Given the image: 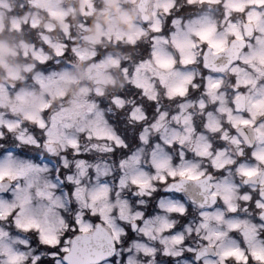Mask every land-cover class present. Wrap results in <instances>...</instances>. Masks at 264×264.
Masks as SVG:
<instances>
[{"label":"flooded vegetation","instance_id":"flooded-vegetation-1","mask_svg":"<svg viewBox=\"0 0 264 264\" xmlns=\"http://www.w3.org/2000/svg\"><path fill=\"white\" fill-rule=\"evenodd\" d=\"M118 3L120 10H117L115 16L110 13L113 11L108 10V23L101 22V32L106 36L105 44L103 46L94 45V51L96 55L99 53L98 56L102 64L104 63L103 69L106 71V74L101 75V92L99 94L93 92L86 97L89 104L93 106L91 111L88 107L79 110L86 114H93L98 110L102 115L103 123L110 127V133L115 140L88 139L85 138L84 131L77 132L78 130L69 128V134L78 138L80 145V156L70 157V159L74 163L81 159L86 161L84 177L91 174V168L99 170L97 163H101L106 166L105 171L100 172L102 176L109 175L115 179L121 176L123 166L131 161L135 162V171L138 173L142 171L148 176L155 174L153 164L162 159H167L170 166L175 169L194 166L198 171H203L205 176L210 175L213 178L202 185L206 202L211 203V191L222 188L230 189L229 195L232 197V203L238 207V211L225 213L224 219L251 223L259 232L258 238L264 240V221L258 219V211L254 204V200L264 193V165L259 166L260 175L251 181H246L240 175L241 168H257V161L252 158L253 151L257 154H264L261 151L264 150V142L258 139L264 135V130L240 123L242 119L248 118L247 101L264 97V75H261L264 73V65L259 62L261 58H264V46L257 43L258 40H264V7L255 6L253 0H214V2L192 0L191 4L188 0H149L145 6L146 21L142 22L136 8L137 2H130L126 5L124 0H119ZM166 3L173 5L170 8V16L165 15L162 10ZM103 7L102 3L101 8ZM126 8L132 9L136 15L131 32H125L121 28V24L127 22L129 18L128 12L123 11ZM114 19L121 30L110 33L109 26L110 23L113 24ZM152 26L163 27L164 32L153 33ZM207 26L213 27L215 38L227 41L228 48L231 50L230 63L222 71L208 70L204 67L205 46L203 45H198L195 49L185 47L184 56L195 60L188 66H181L177 62L174 69L168 70L160 69L152 62L140 67L142 61H151L153 51H162L164 54L161 55V59L174 57L179 61L181 55L173 41L183 44L192 29ZM249 30H254L251 39L247 35ZM233 31L244 35L246 44L242 49L239 40L233 43ZM154 36L156 37L155 43L153 42ZM165 39L167 43L164 42ZM192 40L194 41L195 37H192ZM211 51L209 49L207 53ZM253 54H255L254 58L249 60L248 58ZM109 58L116 60L117 71L123 77V83L118 86L115 93L105 87L115 75L110 74L109 68H106ZM245 60L248 62L242 63ZM233 62L239 65V68H235ZM214 65L221 67L225 64L217 59ZM166 71L173 72V74L169 75ZM151 72H155L156 75ZM174 76L177 77L174 79ZM185 80L189 81L185 84L186 95L172 96L169 89ZM244 81L249 82L246 88L237 87L238 83ZM209 82H219L220 87L210 91L206 86ZM238 92L243 95L239 107L234 102ZM114 99L119 103H114ZM58 104L61 105V102ZM73 117L75 118V115ZM116 141L127 143L128 147L115 152L109 151L108 149L115 148ZM29 150L35 152L36 149L30 148ZM36 151L42 162L54 159L52 164L59 167L60 162L55 156H49L47 152ZM202 151H206L207 155L197 154ZM122 160L123 165H121ZM109 164L114 166L110 170H108ZM220 165L223 167L217 171L216 166ZM78 171V169L68 170L74 175ZM62 172L67 174V172ZM86 182V179L82 177L81 184H86ZM153 185L156 191L151 192L150 201L153 202L154 211L158 210L157 202L159 203L161 196L171 197L179 205L187 208L184 216L178 213L168 216L171 221L174 220L173 230H179L189 223L192 226L197 224L193 226V230L187 232L183 242L184 246L195 245L193 251L182 249L178 256L162 253L155 259L160 264H213V262L219 264L214 254L218 249L214 247H211V250L205 248L207 255L194 260L196 249L206 247L209 242L203 241V238H197V242L193 243L189 238L196 233L194 230L196 227H198L199 236L207 235V231L200 227L202 222L200 213L224 211V205L219 197L212 207H207V205L202 207L203 204L189 202L183 192L165 193V185L157 181H153ZM208 185H211L210 190ZM10 190L11 188L6 193L0 194V197H8ZM64 192L65 188L55 189L56 195L61 197L67 205L68 201L64 197ZM244 195H251L253 201L245 202L242 199ZM139 209L138 204L133 206V212ZM65 211L71 214L70 207H67ZM207 223L210 230L224 232L223 222L217 223L209 219ZM4 227L11 239L0 240V245L4 242L13 243L17 236L21 240L31 239L26 233H17L10 226ZM121 238H124L122 241L126 243L130 237L121 236ZM234 242L239 243L241 247L244 246V239L239 232H228L226 238L216 243L220 247L231 248ZM14 247L29 257L30 264L31 255L35 254L34 250L24 247L19 242L15 243ZM149 257L152 255L143 254L137 258L138 262L135 264H148ZM121 258L125 256L117 258L120 259V264H124V259ZM227 264H233V262L228 261Z\"/></svg>","mask_w":264,"mask_h":264},{"label":"snow or ice","instance_id":"snow-or-ice-1","mask_svg":"<svg viewBox=\"0 0 264 264\" xmlns=\"http://www.w3.org/2000/svg\"><path fill=\"white\" fill-rule=\"evenodd\" d=\"M188 2L191 4L192 0H188ZM209 2H214V0H209ZM253 2L257 7H264V0H253ZM172 6L167 3L163 5L162 10L165 15H171L170 8ZM253 31L249 30L247 33L249 39L252 38ZM152 32L161 34L164 29L152 26ZM232 36L233 43L239 40L242 49L246 44L244 35L233 31ZM192 37H195L194 41ZM129 39L131 40V37ZM153 42H156L155 36ZM164 42L167 43V40L165 39ZM173 43L181 55L179 61L174 57L161 59V55L164 53L153 51L151 61H142L140 67L152 62L160 69L168 70L174 69L177 62L181 66H188L195 60L184 56L185 47L195 49L198 45H203L205 46L204 51L207 53L211 49L213 56L229 51L228 42L216 39L215 29L211 26L194 28L185 38L183 44L175 41ZM257 43L264 46V40H258ZM249 47L251 48V45ZM66 48L67 45H64L63 49ZM63 49L55 52L54 55L65 56L66 53ZM72 53L79 59H84V56L78 53L75 48L72 49ZM254 56L255 54L248 59L252 60ZM36 59L43 69L50 67L47 56L36 57ZM247 62V60L242 61V63ZM259 62L264 65V58H261ZM233 66L239 68V65L234 62ZM188 82L185 80L172 87L169 89L170 94L183 97L186 95L185 84ZM248 83V81L238 83L237 87L246 88ZM206 86L211 91L218 89L220 84L219 82H209ZM242 99L243 95L238 92L234 101L238 107ZM114 103H119V101L114 99ZM247 105L248 118L242 119L240 123L264 130V110H262L264 109V97L258 100L249 99ZM49 107L47 104L42 105L38 114L26 117V121L32 125L31 129L19 120L14 123H0V191L11 188L7 198H0V240L11 239L4 226H10L17 233H26L31 237L30 240H21L17 236L13 243L0 245V264H29V257L14 247L17 242L34 250L35 254L31 255L30 264H120V259H117L118 245L121 243V236L127 235V232L116 221L130 224L132 231L139 230L146 237H151V230L143 227L144 224L149 223V220L145 219L143 212H136L130 219V207L124 201L118 202L119 206L114 207L113 205L117 202L112 201L110 188L107 185H97L88 189L81 184V178L86 175L84 167L86 161L81 159L74 163L70 159V157L80 156L79 140L64 136L61 132V125L57 123L55 117L48 116ZM88 110H92L91 105L88 106ZM20 129L22 131H18ZM85 135L88 139L115 140L107 127L89 128L85 130ZM258 139L264 142V135ZM6 145H15L17 148L20 145H27L41 153L47 152L49 156H55L60 162L56 170V180L59 181V185L65 186L64 197L68 204L65 205L64 200L55 193V189L59 185L46 178V173L51 170L48 165L42 166L31 158L17 156ZM127 147V143L116 141L115 148L108 150L115 152ZM261 151L264 152V150ZM197 154L206 156L207 152L202 151ZM252 158L257 161V168L240 169V175L246 181H251L260 175L259 166L264 165V154H257L256 151H253ZM123 163L122 160L121 165ZM153 167L155 174L148 176L141 171L129 180L122 178L119 181L120 185L126 187L130 183L141 194L150 195L151 192L156 191L153 181L165 185L166 192H180L186 183L204 185L213 179L210 175L205 176L203 171H198L194 166L175 169L170 166L167 159L155 162ZM222 167L223 165L216 166V170L219 171ZM69 169H78L79 171L74 175L72 172H68ZM62 170L67 174H63ZM208 188L210 190L211 185H208ZM229 192L228 188L210 192L211 203H208L207 207H212L219 197L224 205V211L200 213L202 221L200 227L207 231V235L202 238L211 242L206 245V248L218 249L214 254L217 256L219 264H227L228 261H232L233 264H264V240L258 238L259 232L256 227L247 221L224 219L225 213L238 211V207L232 203ZM242 199L245 202L253 201L251 195H244ZM254 204L258 211V219L264 221V193L254 200ZM67 207L71 208V214H67L65 211ZM158 207L168 214L178 213L180 216H184L187 212L184 205L175 203L160 202ZM209 219H213L217 223L223 222L226 225V231L210 230L207 223ZM160 224L161 227L158 231L161 234L171 231L174 227V224L168 223L163 217L160 218ZM228 232H239L244 239V246L241 247L239 243L234 242V246L231 248L220 247L216 242L226 238ZM160 242L161 244L170 242L173 246H179L183 244V236L172 235L165 237ZM140 251L144 255H154L155 250L141 246ZM189 251L192 250L189 249ZM180 254V251H169L168 249H165L164 252V255L178 256ZM204 255H207L206 251L197 253L196 258L199 260ZM121 259H124V264H129L130 258Z\"/></svg>","mask_w":264,"mask_h":264},{"label":"rangeland","instance_id":"rangeland-1","mask_svg":"<svg viewBox=\"0 0 264 264\" xmlns=\"http://www.w3.org/2000/svg\"><path fill=\"white\" fill-rule=\"evenodd\" d=\"M124 1L135 2L136 0ZM118 2L119 0H117V3ZM93 5L94 0H80L79 14L83 17V22H81L83 25H80L79 28L82 27L84 29V17L88 16L91 18L97 15V13H94L95 10ZM75 7H77L75 0H0V32L7 33V36L14 38V31L25 32V29H20L22 24H28L29 27H35L37 29L35 34L31 33L32 39L30 40H35L34 42L37 44H27L23 41L17 40L15 47L18 48V51H14V49L9 47L5 42L0 41V61L6 65H9L8 62H11L9 66L11 67L12 71L9 72L6 78L10 80L13 78V75H15L17 78H24L21 85L16 84V88L18 89L15 90L9 88V85L5 82L6 79L0 82V123H14L17 121L14 116H12V118L7 116L8 111L10 114H17L18 117L26 120V117L38 114L41 106L47 104L50 106L48 110V116L55 117L57 123L61 125V132L67 138H75V136L69 134V128L78 130L77 132H85V130L93 127H107L108 131H111L110 127L103 123L102 115L98 110L94 111L93 114L79 112V110L82 108L88 107L90 105L89 101L86 99L87 96L93 92L96 94L101 92V75L106 74L105 69H103L104 63L102 64L101 61L97 63H90L86 65L87 67L85 69L80 70L78 69V67H80L78 63L79 61L76 62L70 59L71 56L65 55V57L51 58L47 52L44 53L41 49L42 44H45L55 52L62 50L63 46L66 44H69V47L71 46V51L73 48L76 49V47H81L78 45V43H75V39H73L74 37L69 34L70 26L72 25V28L75 26V22H72L70 19V15H75ZM116 12L117 11H113L110 13L112 16H115ZM66 16H69L67 21L65 19ZM4 24L8 25H5V29L2 28ZM96 27L98 31H102L100 21L97 22ZM120 30V26L116 22V19H114L113 24L111 25L110 23L109 32L113 33L114 31L118 32ZM31 31L34 32L33 29H31ZM86 35L87 33L79 35L80 37H84L82 38V42L84 41ZM85 40L89 46L85 45L84 48L81 47L80 49L76 50L78 53L84 56V59L82 60L89 59L92 57L94 52L92 51V44L94 43L91 41V39ZM63 50L65 51V49ZM21 56H24L23 59H21ZM42 56H47L49 58L50 67L47 69H43L40 62L36 59V57ZM24 60H26L24 63H19ZM36 63H38L39 68L37 67ZM107 64L108 67L106 68L113 70V72L109 73H115L114 69L117 71L116 60L109 58ZM151 73L156 75L155 72ZM166 73L169 75L173 74V72L170 71H166ZM163 74H165V72H163ZM27 76L31 78V80L28 82L25 80ZM176 77L177 76H174V79ZM72 97L73 99L71 100ZM56 98L62 101L64 100V105H60V107L54 105L53 107L52 103ZM73 115H75V118ZM29 124L31 125V123ZM68 124H70V126ZM18 131H22V129ZM20 150H23V148H20ZM14 154L17 156L21 155L16 151H14ZM22 156V158H31L35 163L42 166L48 165L51 170L46 173V178L59 185V181L56 180V170L58 166L52 164L55 161L54 159L41 162L31 156ZM97 164L99 165V167H97L100 171L95 168H91V174L89 176L83 177L87 181L86 184L82 185L86 186L88 189H92L97 185H107L110 188L112 201L117 202L113 205L114 207H118V202L120 201L126 202L129 207L131 204H133V200L130 198H126L127 201H125V198L121 199L122 189H124L126 192L129 188H131L138 193L137 197L139 199L136 197L137 200L135 201V204H138L141 207L139 212L144 213L149 195L141 194L130 183H128L126 187H122L119 183L122 178L129 180L132 176L138 174V172L135 171V162L131 161L129 164H125L123 166L121 176L119 178L112 179V186L108 185L110 176H102L100 173L105 171L106 166L102 165L101 163ZM111 167L114 166L109 164L108 170H110ZM58 187L65 188L64 185H59ZM0 198L7 197L1 196ZM160 202H163L164 204L175 203L179 205L174 201L173 198L167 196H161L159 203ZM159 203L157 202V205ZM135 213L136 212L131 211L130 207L129 218L131 219V216ZM174 214L175 213L168 214L161 211L159 208V212L153 213V215H150L147 218L144 215L145 219L149 220V223L144 224L143 227L150 229L152 236L146 237L139 230L134 232L135 236L132 238L125 250L127 254L126 258H130L129 264L137 263V258L143 255V253L140 251L141 246L155 250L154 255L147 259L148 264H160L155 258H157L159 255H162V253L165 252V249H168L169 251H181L182 249L186 251L191 249L193 251L195 249V245L184 246L181 244L179 246H173L170 242L161 244L160 241L162 239L172 235H182L184 242L187 232L193 230V226L195 227L197 225L195 224L192 226L189 223L187 226H183L179 230H171L161 234L158 231V229L161 227L160 218L163 217L168 223H173L174 220L171 221L168 216ZM113 215H115V212H113ZM116 223L123 229L126 225L128 226V224H122L119 220H117ZM222 227L225 232L226 225L224 224ZM197 228L198 227L194 229L196 230V233L189 237L193 243L197 242V238H202L198 235ZM206 242L211 243L210 241Z\"/></svg>","mask_w":264,"mask_h":264},{"label":"clouds","instance_id":"clouds-1","mask_svg":"<svg viewBox=\"0 0 264 264\" xmlns=\"http://www.w3.org/2000/svg\"><path fill=\"white\" fill-rule=\"evenodd\" d=\"M75 2L77 4V13L79 14L80 0H75ZM102 3L104 4V7L96 10L97 15L92 17L91 24L86 26L87 35L85 37V39H91V41L93 43L100 45V46H103L105 44L106 36H105V33L98 31V29L96 27L97 22L100 21L103 24H107L108 23L107 11L109 9L112 11L120 10V4L117 3V0H102ZM123 11L128 12L129 18H128L127 22H124L121 24V28L125 32H131L133 25L135 23V20H136V15H135L134 11L130 8L123 9ZM65 19L67 21L69 19V16H66ZM70 19L72 22H76L77 16L76 15H70ZM101 37H104V39H101ZM73 39H75V38H73ZM11 71H12V69L9 65H6L2 61H0V80H5L9 74V72H11ZM114 72H115V75L113 76V80L108 81V83L105 86L106 88L113 90V93H115V90L118 88V86L121 83H123V77H122L121 73L119 71H116L115 69H114ZM14 81L20 82L19 79L15 75H13L12 79L6 80L7 83L15 86Z\"/></svg>","mask_w":264,"mask_h":264},{"label":"water","instance_id":"water-1","mask_svg":"<svg viewBox=\"0 0 264 264\" xmlns=\"http://www.w3.org/2000/svg\"><path fill=\"white\" fill-rule=\"evenodd\" d=\"M147 3H148V0H139V2L137 4V8L141 11V18L143 20H145V18H146L145 6L147 5ZM141 6H142V9H140ZM230 52H231V50L229 48V51L227 53H223V54H220L217 56H213L210 52L207 53L204 56L205 66L211 70L222 71L230 63V58H229ZM217 59H220L225 65H222L221 67H216L214 65V62H216ZM202 188L203 187L201 184L189 182L183 186V188L181 189L180 192H183L191 202H194V203H197L200 205L201 204L207 205L208 202H206L205 192L203 193ZM6 190L0 191V193H4ZM166 193H170V192H166ZM177 193H179V192H177ZM204 251H205V247L198 248L196 251L195 259L197 260V258H196L197 253H201Z\"/></svg>","mask_w":264,"mask_h":264}]
</instances>
